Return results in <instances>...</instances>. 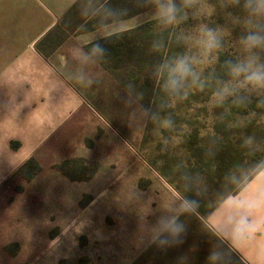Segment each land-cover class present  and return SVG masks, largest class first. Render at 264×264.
Returning a JSON list of instances; mask_svg holds the SVG:
<instances>
[{"label":"rangeland","instance_id":"374dc122","mask_svg":"<svg viewBox=\"0 0 264 264\" xmlns=\"http://www.w3.org/2000/svg\"><path fill=\"white\" fill-rule=\"evenodd\" d=\"M112 3L129 9V17L118 26L121 35L97 37L107 56L93 70L96 82L84 88L62 75L70 49L117 29L101 32L86 23L79 1L42 32L50 8L46 0H0V42L37 37L33 49L50 61L47 67L11 64L16 67L8 73L12 88H0L8 92L0 93V126L26 128L22 142L0 138V264H207L217 241L204 226H219V213L208 214L225 171L264 155V145L255 157L241 148L247 135L264 142V108L255 103L250 111L256 115L248 116L247 125L233 127L246 111L229 108L217 119L221 110L212 108L209 94L193 91L172 110L175 131L155 134L152 124L130 125L127 84L144 94V107L158 100L148 76L156 59L150 52L156 25L147 18L150 10L135 7L133 0ZM227 11L239 14V9ZM136 16L144 19L140 26ZM209 22L231 31L221 61L235 58L241 29L220 9ZM31 68H48L57 81ZM5 82L0 79V87ZM213 139L216 155L209 157ZM43 143V154L23 159L28 145ZM180 162L205 177L208 195L201 199L200 217H181L186 231L180 242L160 248L142 232L141 215L149 210L145 219L155 223L160 205L177 195ZM253 252L242 250L249 259ZM232 260L242 264L239 254Z\"/></svg>","mask_w":264,"mask_h":264},{"label":"clouds","instance_id":"9594fccd","mask_svg":"<svg viewBox=\"0 0 264 264\" xmlns=\"http://www.w3.org/2000/svg\"><path fill=\"white\" fill-rule=\"evenodd\" d=\"M135 7L148 9L156 25L150 52L156 57L148 70L158 100L144 107V94L133 83L125 87V107L130 125H153V132H173L177 128L172 110L187 101L193 91L208 93L213 109L221 110L223 120L229 108L244 110L233 127H245L248 116H255L250 107L255 103L264 108V0H133ZM217 9L229 13L233 25L241 29L237 39L239 54L221 61L230 29L209 22ZM229 9H239L233 14ZM81 16L86 23H95L101 32L117 29L108 36L100 34L84 45H74L62 74L84 88L95 82L94 68L104 61L107 49L97 37L108 39L122 33L118 26L126 22L129 9L113 5L112 0H80ZM140 26L144 19L136 16ZM191 22V23H190ZM188 26V27H185ZM218 141L213 139L206 155L214 157ZM167 144V140H165ZM264 142L253 135L242 139L241 148L255 157ZM176 192L166 207L159 208L155 223L141 215V230L149 243L160 248L177 244L186 231L184 216L200 217L201 199L208 195L205 177L186 168L183 162L175 166ZM189 194H192L191 196ZM229 200L235 201L228 205ZM212 211L219 213V226L207 228L217 244L207 258V264H233V254H239L242 264H264V155L251 162L235 163L228 168L220 190L214 193ZM254 249L252 258L242 250Z\"/></svg>","mask_w":264,"mask_h":264},{"label":"crops","instance_id":"0c3cea01","mask_svg":"<svg viewBox=\"0 0 264 264\" xmlns=\"http://www.w3.org/2000/svg\"><path fill=\"white\" fill-rule=\"evenodd\" d=\"M47 4L49 5L50 8L48 9L49 15L47 17V25L46 27L42 30L44 32L45 29H47L50 25L58 22V20L64 16L74 5H76L80 0H46ZM41 32V33H42ZM35 39H32L31 42H0V79L4 80L6 79L5 82V87H0V88H5L8 92V88H12V85L10 84L11 81L8 79L9 74L12 71L16 69L15 66H11V64H16V63H21V64H39V67L46 66L47 67V62H50L47 58H44V56L40 55L38 52H36L33 47L36 44ZM43 64V65H42ZM32 66V65H29ZM25 67V66H24ZM22 68V67H21ZM48 69V68H47ZM46 68H44L41 71L38 70H32L30 71H35L39 74H45V72L48 74L50 78H52L54 81H57L56 75L48 71ZM10 82V83H9ZM4 93H8L3 91ZM26 133V128L21 126L19 129L16 128L14 125L8 124L7 126H0V138L1 141L4 143L14 142V140H19V141H24L23 135L22 134ZM45 143V142H44ZM44 143L42 146H34L33 144L31 145H25L27 148L25 149L26 155L23 156V159L28 160L30 158H38L39 155L43 154V152H40V150L43 148ZM2 157V156H0ZM9 159L12 158V156L9 155ZM67 157H65L66 159ZM24 161V162H25ZM23 162V163H24Z\"/></svg>","mask_w":264,"mask_h":264}]
</instances>
